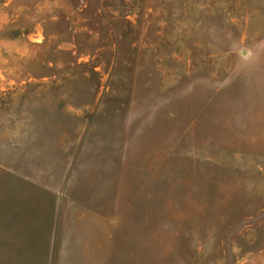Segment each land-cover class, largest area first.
<instances>
[{
    "label": "rangeland",
    "instance_id": "obj_1",
    "mask_svg": "<svg viewBox=\"0 0 264 264\" xmlns=\"http://www.w3.org/2000/svg\"><path fill=\"white\" fill-rule=\"evenodd\" d=\"M0 264H264V0H0Z\"/></svg>",
    "mask_w": 264,
    "mask_h": 264
}]
</instances>
